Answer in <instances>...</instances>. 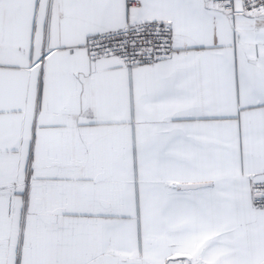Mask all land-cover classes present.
Instances as JSON below:
<instances>
[{
	"label": "snow or ice",
	"instance_id": "6c2138e0",
	"mask_svg": "<svg viewBox=\"0 0 264 264\" xmlns=\"http://www.w3.org/2000/svg\"><path fill=\"white\" fill-rule=\"evenodd\" d=\"M0 264H264V0H0Z\"/></svg>",
	"mask_w": 264,
	"mask_h": 264
}]
</instances>
